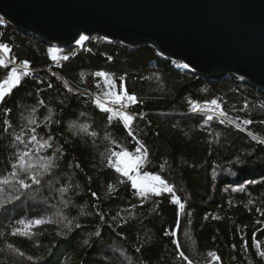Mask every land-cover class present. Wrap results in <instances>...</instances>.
<instances>
[{
	"label": "trees",
	"instance_id": "trees-1",
	"mask_svg": "<svg viewBox=\"0 0 264 264\" xmlns=\"http://www.w3.org/2000/svg\"><path fill=\"white\" fill-rule=\"evenodd\" d=\"M2 23L0 43L11 51L0 54L8 65L0 67V83L13 68L25 71L24 61L30 67L0 103V264H187L176 258L174 237L164 235L177 220L170 195L142 201L128 178L107 166L113 150L141 157L140 179L159 175L174 187L185 204L175 239L192 264H264V144L257 143L264 140L263 90L235 76L210 83L150 46L91 36L82 46L56 47ZM101 71L107 80L95 77ZM109 83L113 94L123 86L137 97L129 107L136 114L132 135L119 117L94 104L109 99ZM213 99L227 118L208 107L193 112L188 103L211 106ZM33 127L38 140L52 138L53 148L40 155L57 147L64 155L47 183L9 204L14 191L2 180L11 179V163L26 150L15 138L26 142ZM35 147L27 145L34 152L29 159ZM35 219L46 222L36 226Z\"/></svg>",
	"mask_w": 264,
	"mask_h": 264
},
{
	"label": "water",
	"instance_id": "water-1",
	"mask_svg": "<svg viewBox=\"0 0 264 264\" xmlns=\"http://www.w3.org/2000/svg\"><path fill=\"white\" fill-rule=\"evenodd\" d=\"M0 20L56 47L80 35L150 46L210 83L264 91V0H0Z\"/></svg>",
	"mask_w": 264,
	"mask_h": 264
},
{
	"label": "snow or ice",
	"instance_id": "snow-or-ice-1",
	"mask_svg": "<svg viewBox=\"0 0 264 264\" xmlns=\"http://www.w3.org/2000/svg\"><path fill=\"white\" fill-rule=\"evenodd\" d=\"M89 37L86 35H80L79 39L76 41L78 45H82V43L88 40ZM11 49L7 44L0 43V54H8L10 53ZM50 52L59 51L58 49H50ZM55 59V57H52ZM64 61L69 59L68 55H64L62 57ZM8 65L5 61L0 58V67H7ZM30 67L27 61L23 62V68L25 71L18 73V71L13 68L11 69V75L8 79H5L2 83H0V103L4 101L5 96L9 95L13 88L17 87L21 83V76H27L29 73L27 69ZM184 69H189L188 64L180 65ZM95 77L104 78L105 80L108 79L109 74L106 72H96ZM113 84H108L109 91L107 95L109 97L108 103L111 104H118L121 109H125L130 107L131 105H135L137 103V97L133 94H128L126 88L121 86V90L115 94L111 92ZM51 87V85H49ZM71 91V90H69ZM43 103V101H41ZM191 105V109L193 112L199 111H209V109L201 108L198 106L196 102L191 100L188 101ZM211 105L215 106L216 109L219 110V115L221 117L227 118V113H225L222 109V106L217 102L216 99L211 100ZM95 106L102 111L103 113H111L113 109L108 107L107 104L102 103L100 99H96L94 101ZM247 103H245L244 107L247 108ZM118 116L123 121L124 127L128 129L129 135H132L131 132V124L134 120V116L128 115L124 111H120ZM108 120H111V116L107 117ZM207 120H213L212 115L207 116ZM221 124L225 123V119H221L219 121ZM228 123H235L231 119L227 120ZM31 123V121H30ZM242 123L244 125H248L251 123L249 120H243ZM239 127V125H237ZM4 131H8V127L4 128ZM31 137L26 142L21 139L20 136H16V140L22 144H25L26 150L18 153L15 157V162L11 163V171L8 173L9 178H4L2 180L3 185L9 186L13 189L14 195L7 197V202L9 204L13 203L14 201H21L22 197H26L27 190L33 189V186H43L44 183H47L45 177H53L54 170L59 168V158L64 155L61 148L57 147L51 155H40L39 152L41 149L47 150L53 148L51 143V137L47 140H38L36 136V129L35 127L31 128ZM95 135V133H93ZM251 135V133H249ZM253 140H256V137H252ZM257 143L264 144V140H258ZM27 145H35V156L34 159H29V157H33L34 152L32 149H28ZM143 151V146L137 147L135 149L136 153H141ZM144 156H147V152L144 151ZM107 166L115 171V173L119 174L120 176L127 177L128 180L131 182V188L135 190V194L138 195L142 201L147 200L150 196L161 197L164 194L170 195V203L177 206V220L174 226V229L169 231L165 230L164 235L168 236L171 235L174 237L173 244L176 248V258L180 261H186L187 264H192V261L185 255V252L181 250L180 243L177 237V233L180 228V213H182L185 209V204L181 201V198L177 195L173 186L167 183L164 179H162L159 175L155 176H145L144 180L139 179V168L141 166V157L139 155L133 156L128 151H115L111 152V155L107 159ZM79 167V165H77ZM23 173V175H21ZM130 173H136L137 176L134 178ZM35 191V190H33ZM61 191H66V189H61ZM95 196V193H92ZM4 208V204L0 203V209ZM23 222V221H21ZM46 221L42 219H35L32 221V224L39 226ZM50 222V221H49ZM77 228L80 227L79 224L75 225ZM31 227V224H29ZM69 229L71 228V223L68 225ZM20 232L19 229H16L11 234L16 236ZM101 233L97 232L96 235L99 236ZM243 239V237H242ZM245 248H247V243L245 242ZM9 249H11V245H8ZM234 247V246H233ZM257 249L261 246L257 242L256 243ZM139 251V249H137ZM22 255V254H21ZM208 255L213 258V261H219V256L215 252H209ZM259 255L264 257V250L259 251Z\"/></svg>",
	"mask_w": 264,
	"mask_h": 264
},
{
	"label": "built area",
	"instance_id": "built-area-1",
	"mask_svg": "<svg viewBox=\"0 0 264 264\" xmlns=\"http://www.w3.org/2000/svg\"><path fill=\"white\" fill-rule=\"evenodd\" d=\"M3 23H4V22H3ZM3 23H2V24H3ZM100 101H101L102 103L107 104L108 107H111V108L113 109V112H111V114L114 115V116H116V117H119V116H118V113H119L120 111H124V112H126L128 115L136 116V114H133V113L130 111V108H129V107H128V108H125V109H121L120 106H119L118 104H111V103H108V100L100 99ZM206 106H209V104L204 103V104L199 105V107H201V108H205ZM213 108L216 109L215 107H213ZM204 112H205V111H199L198 113H204ZM212 113H213V114H212ZM212 113H211L212 115H215V116H217V117H220L219 113H215V112H212ZM119 118H120V117H119Z\"/></svg>",
	"mask_w": 264,
	"mask_h": 264
},
{
	"label": "rangeland",
	"instance_id": "rangeland-1",
	"mask_svg": "<svg viewBox=\"0 0 264 264\" xmlns=\"http://www.w3.org/2000/svg\"><path fill=\"white\" fill-rule=\"evenodd\" d=\"M217 83V82H216ZM103 100H109V99H103ZM206 107H208L209 109H210V111L208 112V113H212V112H215V113H219V110L218 109H214L213 107H215V106H213V105H211V106H206ZM213 114V113H212ZM215 116V115H214ZM133 177L134 178H136V176H134L133 175ZM140 179V178H139ZM140 180H142V178L140 179Z\"/></svg>",
	"mask_w": 264,
	"mask_h": 264
},
{
	"label": "bare ground",
	"instance_id": "bare-ground-1",
	"mask_svg": "<svg viewBox=\"0 0 264 264\" xmlns=\"http://www.w3.org/2000/svg\"><path fill=\"white\" fill-rule=\"evenodd\" d=\"M183 68V67H182ZM184 69V68H183Z\"/></svg>",
	"mask_w": 264,
	"mask_h": 264
}]
</instances>
